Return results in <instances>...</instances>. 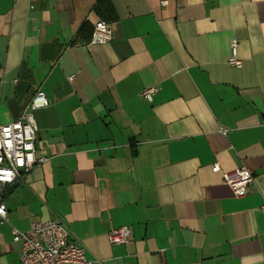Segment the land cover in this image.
I'll list each match as a JSON object with an SVG mask.
<instances>
[{
    "label": "crops",
    "instance_id": "obj_1",
    "mask_svg": "<svg viewBox=\"0 0 264 264\" xmlns=\"http://www.w3.org/2000/svg\"><path fill=\"white\" fill-rule=\"evenodd\" d=\"M98 1L0 0V122L48 99L45 160L2 192L0 264H22L12 227L48 219L98 264H264V0H110L112 40L87 44Z\"/></svg>",
    "mask_w": 264,
    "mask_h": 264
},
{
    "label": "built area",
    "instance_id": "obj_2",
    "mask_svg": "<svg viewBox=\"0 0 264 264\" xmlns=\"http://www.w3.org/2000/svg\"><path fill=\"white\" fill-rule=\"evenodd\" d=\"M166 0H161L165 5ZM113 34L110 23L105 20L97 21L92 29L87 44H103L112 40ZM80 43L77 42L76 45ZM228 64L240 67L242 60L237 54V40L231 41ZM71 75L69 78H73ZM158 87H144L140 96L151 102ZM48 99L42 91H36L24 106L19 117L10 123L0 122V218L7 221V209L2 199V192L15 183L18 177L36 165L44 162L45 158L35 155V140L37 125L34 111L45 107ZM212 170H219L214 164ZM223 181L235 196L246 193L247 187L254 180L253 171L246 165H241L231 172L223 173ZM264 212V204L260 206ZM12 237L22 242V264H98L99 261L88 259L84 247L69 239V231L65 224L58 219L34 221L27 231H19L12 227ZM112 244L129 242L130 228L121 226L108 233Z\"/></svg>",
    "mask_w": 264,
    "mask_h": 264
},
{
    "label": "trees",
    "instance_id": "obj_3",
    "mask_svg": "<svg viewBox=\"0 0 264 264\" xmlns=\"http://www.w3.org/2000/svg\"><path fill=\"white\" fill-rule=\"evenodd\" d=\"M94 10L100 18H103L107 22L115 19V11H114V8L110 0H99ZM91 32H90V35H91ZM90 35H89V38H90Z\"/></svg>",
    "mask_w": 264,
    "mask_h": 264
}]
</instances>
